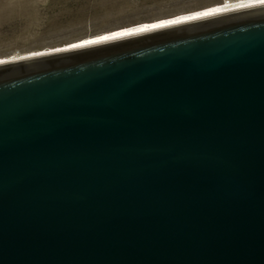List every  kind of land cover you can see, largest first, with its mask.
<instances>
[{
  "label": "water",
  "instance_id": "obj_1",
  "mask_svg": "<svg viewBox=\"0 0 264 264\" xmlns=\"http://www.w3.org/2000/svg\"><path fill=\"white\" fill-rule=\"evenodd\" d=\"M0 264H264V4L0 62Z\"/></svg>",
  "mask_w": 264,
  "mask_h": 264
},
{
  "label": "rangeland",
  "instance_id": "obj_2",
  "mask_svg": "<svg viewBox=\"0 0 264 264\" xmlns=\"http://www.w3.org/2000/svg\"><path fill=\"white\" fill-rule=\"evenodd\" d=\"M221 1L225 0H0V59L48 51Z\"/></svg>",
  "mask_w": 264,
  "mask_h": 264
},
{
  "label": "bare ground",
  "instance_id": "obj_3",
  "mask_svg": "<svg viewBox=\"0 0 264 264\" xmlns=\"http://www.w3.org/2000/svg\"><path fill=\"white\" fill-rule=\"evenodd\" d=\"M262 4H264V2L260 3L259 0H225V1H221L219 3H215L212 5L200 8V9L190 11V12H183V13H180L178 15H174V16H170V17L140 22V23L133 24V25H127V26H123V27H120V28H117V29H114L111 31L91 35V36H88L85 38L83 37L80 40L77 39V41H74V42L71 41V43H69V44L62 45V47L61 46L60 47L58 46V48L52 47L53 49H50L48 51H43V52L42 51L41 52L35 51L34 53L29 54L27 56L53 52V51L61 50V49L73 48L74 46L78 47V46L90 44V43H88L89 41L94 43V42H98V41H102V40H106V39H111V38H115V37H119V36H123V35H128L131 33H136V32H140V31H145V30L157 28V27H152L153 25H159V27H162V26L171 25V24L179 23V22H183V21H188V20H192V19H196V18H200V17H204V16L214 15V14H218V13H226L229 11L244 9L247 7H252V6L262 5ZM173 21H174V23H170ZM22 57H24V56H22ZM17 58H19V57H17ZM13 59H16V58H13ZM7 60H11V59H0V62L7 61Z\"/></svg>",
  "mask_w": 264,
  "mask_h": 264
},
{
  "label": "snow or ice",
  "instance_id": "obj_4",
  "mask_svg": "<svg viewBox=\"0 0 264 264\" xmlns=\"http://www.w3.org/2000/svg\"><path fill=\"white\" fill-rule=\"evenodd\" d=\"M259 2L260 3H262V2H264V0H259ZM170 23H174V21L173 22H170ZM152 27H159V25H153ZM106 39V38H105ZM88 43H92L91 41H89ZM75 47V46H74Z\"/></svg>",
  "mask_w": 264,
  "mask_h": 264
}]
</instances>
